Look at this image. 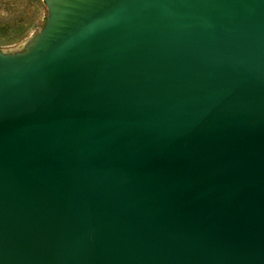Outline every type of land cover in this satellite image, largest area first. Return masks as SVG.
Returning <instances> with one entry per match:
<instances>
[{"label":"water","instance_id":"95a60500","mask_svg":"<svg viewBox=\"0 0 264 264\" xmlns=\"http://www.w3.org/2000/svg\"><path fill=\"white\" fill-rule=\"evenodd\" d=\"M0 51V264H264V0H44Z\"/></svg>","mask_w":264,"mask_h":264},{"label":"rangeland","instance_id":"374dc122","mask_svg":"<svg viewBox=\"0 0 264 264\" xmlns=\"http://www.w3.org/2000/svg\"><path fill=\"white\" fill-rule=\"evenodd\" d=\"M44 0H0V51L25 46L44 27Z\"/></svg>","mask_w":264,"mask_h":264}]
</instances>
